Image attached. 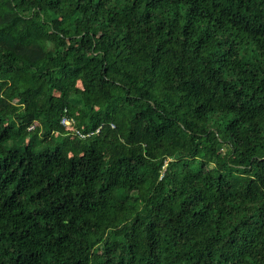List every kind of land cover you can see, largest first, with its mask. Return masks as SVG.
Returning a JSON list of instances; mask_svg holds the SVG:
<instances>
[{"label": "trees", "instance_id": "16d2710c", "mask_svg": "<svg viewBox=\"0 0 264 264\" xmlns=\"http://www.w3.org/2000/svg\"><path fill=\"white\" fill-rule=\"evenodd\" d=\"M0 264H264V0H0Z\"/></svg>", "mask_w": 264, "mask_h": 264}, {"label": "rangeland", "instance_id": "374dc122", "mask_svg": "<svg viewBox=\"0 0 264 264\" xmlns=\"http://www.w3.org/2000/svg\"><path fill=\"white\" fill-rule=\"evenodd\" d=\"M64 124L70 126L73 123L70 120H65ZM35 126H37V125H34V127L32 126L31 129L35 128Z\"/></svg>", "mask_w": 264, "mask_h": 264}]
</instances>
